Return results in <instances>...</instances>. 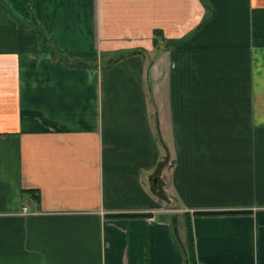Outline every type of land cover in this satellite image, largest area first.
Returning a JSON list of instances; mask_svg holds the SVG:
<instances>
[{
  "label": "crops",
  "instance_id": "1",
  "mask_svg": "<svg viewBox=\"0 0 264 264\" xmlns=\"http://www.w3.org/2000/svg\"><path fill=\"white\" fill-rule=\"evenodd\" d=\"M185 214L264 264V0H0V264H186Z\"/></svg>",
  "mask_w": 264,
  "mask_h": 264
},
{
  "label": "trees",
  "instance_id": "2",
  "mask_svg": "<svg viewBox=\"0 0 264 264\" xmlns=\"http://www.w3.org/2000/svg\"><path fill=\"white\" fill-rule=\"evenodd\" d=\"M196 215H216V214H227V213H220V212H198L195 213ZM121 216V215H120ZM133 217V216H127ZM185 218V227L187 231V236L185 243L183 245V250L186 258V264H195V247H194V237L192 233V226L190 216L184 215Z\"/></svg>",
  "mask_w": 264,
  "mask_h": 264
},
{
  "label": "built area",
  "instance_id": "3",
  "mask_svg": "<svg viewBox=\"0 0 264 264\" xmlns=\"http://www.w3.org/2000/svg\"><path fill=\"white\" fill-rule=\"evenodd\" d=\"M24 213L27 214V208L24 209Z\"/></svg>",
  "mask_w": 264,
  "mask_h": 264
}]
</instances>
